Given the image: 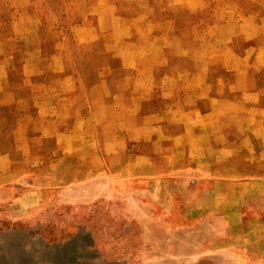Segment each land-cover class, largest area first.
<instances>
[{
	"label": "crops",
	"instance_id": "obj_1",
	"mask_svg": "<svg viewBox=\"0 0 264 264\" xmlns=\"http://www.w3.org/2000/svg\"><path fill=\"white\" fill-rule=\"evenodd\" d=\"M96 181L264 235V0H0V190Z\"/></svg>",
	"mask_w": 264,
	"mask_h": 264
},
{
	"label": "rangeland",
	"instance_id": "obj_2",
	"mask_svg": "<svg viewBox=\"0 0 264 264\" xmlns=\"http://www.w3.org/2000/svg\"><path fill=\"white\" fill-rule=\"evenodd\" d=\"M96 182L51 190L30 209L1 189L0 264H264V235L245 241L235 223L219 236L208 218H185L179 207L164 215L129 187Z\"/></svg>",
	"mask_w": 264,
	"mask_h": 264
}]
</instances>
